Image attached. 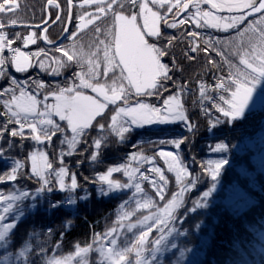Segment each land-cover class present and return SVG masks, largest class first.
Returning <instances> with one entry per match:
<instances>
[{"label":"trees","instance_id":"1","mask_svg":"<svg viewBox=\"0 0 264 264\" xmlns=\"http://www.w3.org/2000/svg\"><path fill=\"white\" fill-rule=\"evenodd\" d=\"M55 2L60 6L55 10V15H53L54 10L48 6L47 0H19V11L13 15L0 14V23L5 25L3 31L12 40V47H18L27 52L33 65L27 72L19 73L15 71L14 66L6 64L4 67L11 77H15L19 81L31 79L42 81L48 85L60 83L63 86L65 82H71L73 72L81 71L80 68L73 67L61 69V75L52 74V68L58 66L55 61L61 59L63 53L56 52L55 48L48 44V40L57 42L62 37L63 30L67 26L65 14L68 12L67 0H55ZM82 2L83 0H72V4L75 5L72 12L79 15L83 11H95V8L87 6L82 10L79 7ZM119 2L125 6L124 14L131 15L138 11V9L128 6V0H119ZM185 2H189V0H185ZM203 6L206 7L205 4ZM116 11L119 12L120 8L117 7ZM189 12H193L191 4L190 8L181 13L179 17H174L169 13L168 20L169 22L173 19L179 21L184 19ZM56 15H60L62 19L47 30V44H45L42 41L44 28L38 29L37 27L44 24L48 18H50L49 24L53 23L56 20ZM258 18V15L252 14L247 17V20L254 21ZM12 20L16 21L14 26L11 24ZM112 25L111 12L99 19L97 26L102 32L99 36L100 40L110 39L108 33L111 31ZM72 27L74 30V26ZM247 27V22L242 24L241 32H244ZM190 32L199 33L195 38L201 48L198 53H189L188 51L191 45L185 38V34ZM15 33L24 37L36 33V43L25 44L23 40H16ZM161 33L165 37L177 38L170 46L169 54L163 57L161 62L168 64L170 68L173 62L177 65L176 69L169 74L176 84L182 85L184 88L180 94V103L184 107L185 114L189 117V122L197 125L195 134L189 133L183 122L143 128L134 126L126 134V139L121 142L120 138L111 132L108 125L112 123L111 116L115 115L117 107L123 105L122 101L116 106L110 105L102 120L97 118L100 123L105 124L104 130H100L94 122L95 126L89 132L88 144H91L92 138L102 140V147L96 152V160L91 159L92 153L96 151L95 148L92 147L85 151L87 145L82 142L81 137L77 136L75 143H71L73 134L70 128H65L63 134L58 133L54 136L51 145L47 143L35 144L27 138L29 133L26 128V138L23 141L19 137L11 138L14 147L10 150L6 143V140L10 138L9 133L8 136L0 140V148L4 149L0 154V175L6 171L10 172L17 160L23 163L24 167L17 171L15 181H0V195L4 197L0 200V231L6 230L9 233L8 239L11 241L10 245L0 246V264H49L54 258H67L77 252L79 248L88 249L89 246L98 245L102 241L108 242L109 246L111 243V237L108 238L110 230L118 229L120 225L132 219L137 220L147 212L156 211L158 206L164 207L167 200L171 199L172 194L180 193L181 185L176 183L175 173H167V164L162 159H153L154 153L159 149L153 148L148 141L184 136L192 137L191 142L183 144L180 149L184 161L190 165L189 171L192 176L188 179H192L197 173H200L201 166L206 165L210 159L224 158L229 162L221 169L217 189L208 198V206L197 208L195 212H189L185 219L175 223V226L180 228L179 240L181 239V241L178 244L180 249L170 250L163 261H159L157 264H170V261L172 264L174 259L178 260L179 258L180 264H264V251H259L257 247L259 245L260 248H264V106L253 108L246 112L242 118L232 123L217 125L209 131L210 125L208 118L203 115L202 106L210 107L211 101L202 97L199 90L200 83L203 82L209 86L205 95H213L218 99V95L222 93L213 91L216 83L213 79V72L216 76L226 78L230 71L226 64H223L221 71L215 69L209 71L208 59L220 61V57L216 52H204L203 48L207 47L204 41L210 40L214 47L224 51L226 57L243 69V65H239V58L231 56V50L235 47L236 41L241 39L247 41L250 33L246 32L241 38L237 36L234 29L224 32L211 27L198 28L191 21L180 25L177 29L167 28L162 22ZM146 39L149 38L146 37ZM219 40H232L233 43L225 48L223 45L216 44V41ZM95 41L96 33L94 30H90L79 36L75 40V44L86 46L95 43ZM149 42H155V38L149 39ZM163 43L167 45L166 40ZM61 44L65 49H70L72 41L65 39L59 45ZM158 46L160 45L158 44ZM100 47L102 48L103 45ZM41 49L45 50L47 56L43 53L40 56L32 55ZM84 50L88 49L85 47ZM92 51H95V48ZM11 55L8 51L4 53L5 57ZM188 55H192L194 58L188 59ZM40 61H43L47 71L39 67ZM84 71L87 69L85 68ZM98 82L105 83V78L101 75ZM7 86H9L7 77L0 80V124H3L10 115L3 107V102L10 99V95L3 94V88ZM261 86L263 88L260 89H264V83ZM166 87L169 91L164 93V98L177 91L172 81L167 82ZM48 91H52V89ZM86 93L92 92L88 89ZM33 94L37 95L35 92ZM16 95H19L18 91ZM143 98L156 106H160L163 102L162 99L155 96ZM37 99L40 100L38 105L41 109H44L45 103L53 104L55 101L51 95L47 101H44L43 94L37 95ZM136 99L133 97L130 103ZM20 119H24L23 114ZM28 119L31 122H36L38 128L45 127L36 121V114L29 115ZM53 119L62 126L66 125V122L59 121L57 116H54ZM15 127L19 126L15 125ZM221 141L228 144V150L212 152L210 148ZM134 145H138V147H134ZM161 147L165 151L174 150L171 146ZM33 150H43L47 153L49 162L53 164V169L48 170L51 173L49 178L53 179L54 183V170L61 166L62 161L63 166L69 170V176L65 177V183L70 185V175L75 173L77 189L69 188L61 191L56 184V190L50 194L47 192L37 193L36 189L39 187V183L35 178L28 179L27 175L31 173L30 155ZM134 153L138 156L136 160L131 158ZM139 157H148L149 159L142 160ZM193 157L195 163H191ZM154 165L165 171L168 180L164 201H160L159 197L155 196V189L150 183V180L155 178V174H150ZM115 167L121 168V171L113 173L111 178L129 183L130 186L122 191L108 192L106 182H101L99 177L106 174L109 168ZM125 171L132 175L125 176ZM141 172L149 175L150 180L142 181ZM85 177L88 179L85 180ZM136 183L141 184L147 195L136 192ZM209 186L210 177L205 174L203 180L198 182L195 188L183 194L186 207L192 208V202L198 199ZM100 189L108 194H98ZM23 193H27V195L22 196ZM86 195L89 198L80 199L81 196ZM69 199L74 200L75 203H67L66 201ZM147 199L153 201L149 208L136 209L137 202L143 204ZM57 201H65V203L57 208L49 207L51 202ZM33 204L35 207H32ZM10 205L11 207H9ZM5 209L8 211L5 212ZM180 215H183V211ZM7 224H13L14 228L6 229ZM197 224L200 225L199 228L196 227ZM160 234V232L153 233L154 237H158ZM139 236L138 230H126L117 237L118 244L114 246V252H124L125 249H128L125 252L126 261L124 264H136ZM182 249L185 250L183 257H181ZM90 264H112V262L107 263L96 256Z\"/></svg>","mask_w":264,"mask_h":264},{"label":"snow or ice","instance_id":"2","mask_svg":"<svg viewBox=\"0 0 264 264\" xmlns=\"http://www.w3.org/2000/svg\"><path fill=\"white\" fill-rule=\"evenodd\" d=\"M47 4L54 10L53 15H55V10L59 9L60 6L56 4L55 0H47ZM67 4L68 12L65 15L70 27L63 30L64 36L62 38L72 41V44L70 49H65L64 45L57 46V42L48 40V44L54 47L56 52L63 53V57L55 61L58 66L52 68V74L61 75V69L73 67L80 68L81 71L73 72L71 82H65L63 86L60 83L48 85L42 81L31 79L19 81L15 77H11L4 67L6 64L14 66L15 71L19 73L27 72L33 65L28 53L22 52L18 47H12V40L3 31L5 25L0 23V80H4L6 77L9 79V86L3 88V94L10 95V99L3 102L5 111L10 115L3 124H0V140L10 133V138L6 140L9 150L14 147L11 138L19 137L21 141L26 138V128L29 133L27 138L37 145L44 143L51 145L54 136L58 133L63 134L65 128H70L73 134L71 143H75L77 136L81 137L82 142L87 145L85 151L92 147L95 148L96 151L92 153L91 159L96 160V152L101 149L102 140L92 138L91 144H88L87 137L90 130L95 126L94 122L100 130L105 129V124L100 123L97 118L102 120L105 109H108L110 104L117 105L118 101H122L124 106L117 107L115 115L111 116L112 123L108 125V128L120 138L121 142L126 139V134L134 126L143 128L145 126L183 122L185 129L189 133L195 134L197 125L189 122V117L185 114L184 107L180 103V94L184 88L182 85L176 84L169 74L176 69L177 65L173 62L170 68L168 64L161 62L162 58L169 54V48L173 41L177 39L162 35L159 26L161 22L170 29H177L189 21L198 28L211 27L224 32L234 29L237 36L241 38L246 32L250 33L247 41L243 39L236 41L235 47L231 50V56L239 58V65H243V69L226 57L224 51L214 47L210 40L204 41L207 47H204L203 51L216 52L220 57V61L208 59L209 71L212 69L221 71L223 64H226L230 70L226 78L216 76L213 72V79L216 81L213 91L222 93L218 95V99L213 95H205L209 86L203 82L200 83L199 90L202 97L211 101L210 107L202 106L203 115L208 118L210 125L209 131L217 125L232 123L242 118L245 111L257 103L255 100L256 89L264 83V0H189V2H185V0H174V2L173 0H128L129 7L138 9L135 14L131 15H124L125 6L120 4L119 0H83V3L79 5L82 10L86 6H90L94 7L95 11H83L79 15L72 12V8L75 7L72 0H67ZM190 4L196 9L195 12H189L184 19L179 21L173 19L169 22V13L173 14L174 17H179L181 13L190 8ZM202 4L210 5V8L204 10L200 7ZM117 7L120 8L119 12L116 11ZM153 8H158L161 11H154ZM19 10V0H0V14L13 15ZM109 12L113 17L112 29L108 33L110 39L100 40L99 36L102 32L97 25L99 19ZM223 12H226L227 15H222ZM252 14L258 15L259 18L248 21L247 17ZM141 18L143 23L139 24L138 19ZM55 19L60 21L62 17L56 15ZM245 22H247L248 27L244 32H241L240 26ZM11 24L14 26L16 21L12 20ZM72 26H74V30ZM90 30H94L96 33L95 43L86 46L76 45L75 40ZM14 35L16 40H23L25 44L36 43V33H31L27 37L21 36L19 33ZM198 35L197 32L185 34V38L191 45L188 49L189 53H198L201 50L200 45L195 40ZM145 37L149 39L154 37L155 42L150 43L149 39H145ZM44 39L47 40V36ZM165 40L167 45L163 43ZM232 43V40L216 41L217 45H223L225 48ZM100 45L103 47L101 48ZM85 47L88 49L87 51L84 50ZM93 48L95 51H92ZM5 51L12 55L5 57ZM42 53L47 56L44 49L32 55L40 56ZM193 58L192 55H188V59ZM39 67L47 71L43 61L39 62ZM85 68L87 71H84ZM101 75L105 78V83L98 82ZM169 81H172L177 91L164 98V93L169 91L166 87V83ZM49 89L52 91H48ZM88 89L95 95L86 94ZM17 91L19 95H16ZM33 92L37 95L43 94L44 101H47L51 95L54 97L55 103H45L43 105L44 110L38 112L37 105L40 104V100ZM45 92L47 94H44ZM152 96L162 99V104L156 106L139 99ZM133 97L137 99L134 104H130ZM259 104L264 106V99H261ZM21 114L24 116L23 120L20 119ZM31 114L40 116L42 119L39 123L45 127L38 128L36 122L29 121L28 117ZM53 116L59 117V121L66 122V125L62 126L53 119ZM15 125L19 127L17 128ZM191 139V136H184L148 141L153 148L159 149L154 153L153 159H162L167 164V173H175V181L181 185L180 193L172 194L171 199H168L163 209L160 210L161 214L156 217L155 224L160 225L161 235L153 241L155 245L152 250L153 256L162 250L163 242L172 232L176 231L174 225L177 221L185 219L189 212H195L197 208L208 206V198L217 189L221 169L229 162L224 158L210 159L206 165L201 166L202 171L200 173H197L192 179H188L192 176L189 171L190 165L184 161L180 149L183 144L190 143ZM161 146H171L174 150L165 151ZM134 147H138V145H134ZM210 150L212 152H226L228 144L221 141L211 147ZM3 151L4 149L0 148V154ZM131 158L136 160L138 156L134 153ZM139 158L142 160L149 159L148 157ZM30 159L31 173L27 175L28 179L35 178L39 183V187L36 189L37 193L47 192L50 194L56 190V184L61 191L69 188L77 189L75 173L70 175V185L65 183V177L69 176V170L63 166L62 161L61 166L54 170V183L53 179L49 178L51 173L48 170L53 169V164L49 162L47 153L43 150H33ZM195 162L193 157L191 163ZM23 167V163L19 160L15 161L10 172L6 171L0 175V181H15L17 171ZM120 171L121 168L119 167L109 168L106 174L99 177L101 182H106L108 192L116 189H127L130 186L129 183L121 184L110 179L113 173ZM124 174L129 177L132 175L127 171ZM150 174H155V178L150 180V176L143 172L140 173V178L142 181L150 180L152 188L155 189V196L159 197L160 201H164L166 198L165 189L168 187L165 171L154 165ZM205 174L210 177V186L200 194L198 199L192 202V208H187L183 194L195 188L198 182L203 180ZM84 179L87 180L88 178L85 177ZM135 190L137 193L147 195L140 183L135 184ZM108 192L103 189L98 190L100 195H107ZM26 195L27 193L22 194V196ZM87 198H89L87 195L80 197L81 200ZM2 199L4 197L0 195V200ZM66 202L75 203L71 199ZM62 203L65 201L51 202L49 207L57 208ZM152 203V199H147L141 207L148 208ZM32 207L35 205L33 204ZM7 211L8 209H5V212ZM181 211H183V215H180ZM155 224L152 227H155ZM152 227H149L147 232L140 234L138 244L143 245L149 232L152 231ZM196 227L199 228L200 225L197 224ZM5 228L13 229L14 225L7 224ZM8 236L9 233L6 230L0 231V246L10 245L11 241ZM112 243L115 244L116 241L112 240ZM172 247L175 248L176 245L173 244ZM257 247L259 251H264V248H260L259 245ZM80 251H87V249ZM127 251L128 249H125L124 252H112L110 250V257L115 256L112 264H124L125 252ZM184 252L185 250L182 249L181 257L184 256ZM137 257L136 264H148L147 261L139 259V253H137ZM49 264H62V262L53 260Z\"/></svg>","mask_w":264,"mask_h":264},{"label":"rangeland","instance_id":"3","mask_svg":"<svg viewBox=\"0 0 264 264\" xmlns=\"http://www.w3.org/2000/svg\"><path fill=\"white\" fill-rule=\"evenodd\" d=\"M205 6L206 7H204L203 4H202L200 7L202 9H204V10H208L210 8L208 5H205ZM87 7H90V6H87ZM150 7H151V5H150ZM153 10L154 11H161L158 8H153ZM195 11H196V9L193 7V12H195ZM221 14L222 15H227L226 12H223ZM124 15H128V14H124ZM253 15H255V14H253ZM249 16H251V15H249ZM138 23L139 24L143 23L142 18L138 19ZM161 24H162V22L159 25L160 29H161ZM145 31H147V29H145ZM145 39H146V37H145ZM22 52H25V51H22ZM25 53H27V52H25ZM29 59H30V62H31L30 56H29ZM257 88L258 89L256 90V93H255V100L257 101V103H254L252 106H250L249 109H247L245 111V113L250 111V110H252L253 108H257V107L261 106L259 104V101L261 99H264V89H260V88H263L261 85H259ZM86 94L95 95L94 93H86ZM139 99L143 100L144 102L151 103L149 100H146L143 97H141ZM120 102L121 101H118L117 104L120 103ZM54 103H55V101H54ZM134 103H135V101L131 102L130 104H134ZM151 104H153V103H151ZM112 106H116V105H112ZM122 106H124V105H122ZM122 106H120V107H122ZM37 110L40 112V111H43L44 109H41L40 105H37ZM105 111H106V109H105ZM40 119H42V118L40 116L37 117V115H36V121L39 122ZM152 126H158V125H152ZM110 179L113 180V181H117V182H119L121 184L125 183V182H122V181L115 180V178H111L110 177ZM116 190L117 191H122V190H125V189H116ZM141 205H142V203L140 204V202H137L136 203V209H138V210L142 209ZM158 207H157L158 209L156 208L157 209L156 211L147 212L146 214L141 215L140 218L137 219V220L132 219V220L128 221L127 223L120 225L118 227V229L110 230L111 233H109V237L108 238L111 237V243L109 244V246H108V242L102 241L98 245L89 246L87 251H80L81 249H84V248H79L77 250V252H74V254H71L67 258L57 257V258H54L53 260H60L62 262V264H90V262H92L94 257L97 256L100 260L103 259L107 263H111L115 259V256H111L110 257V250L112 252H114V246L118 244L117 243V237L120 236L121 234H123L126 230H138L139 235L142 232H147L148 228L152 227L155 224L156 217L161 214L160 210L163 209V207H160V206H158ZM174 227H175L176 231L172 232V234L167 237V239L161 245L162 250L159 251V252H156L155 256H153V251L152 250L155 247L153 241L158 239L159 236L161 235L160 234L158 237H154L155 236V235H153L154 232H160L159 231L160 225L159 224H155V227H152V231L149 232L148 237L146 238V240L143 243V245H140V244L138 245V250H136V251L139 253V259H141L142 261H147L148 264H157L159 261H163V258L165 257V255L170 250L174 249L172 247L173 244L176 245L175 250L180 249V248H178V244L181 241V239L179 240V237L181 235L180 234V228L175 226V225H174ZM165 231H167V229H165ZM112 240H115L116 243L113 244ZM179 253L177 254V256L179 255ZM129 260H130V258H129ZM170 264H171V261H170ZM172 264H180V258L178 260L174 259Z\"/></svg>","mask_w":264,"mask_h":264},{"label":"water","instance_id":"4","mask_svg":"<svg viewBox=\"0 0 264 264\" xmlns=\"http://www.w3.org/2000/svg\"><path fill=\"white\" fill-rule=\"evenodd\" d=\"M209 7H210V5H208ZM57 21L55 20L53 23H51V24H49L50 23V18H48V20L44 23V24H42V25H40V26H38L37 28L38 29H42V28H44L43 29V32H42V41L45 43V44H47V41L44 39V37L46 36V32H47V30L52 26V25H54L55 23H56ZM35 28V27H34ZM67 28H69V23L67 22V26H66V29ZM64 36V34L62 35V37ZM60 38L58 41H57V45H59L60 43H62L65 39H63V38Z\"/></svg>","mask_w":264,"mask_h":264}]
</instances>
